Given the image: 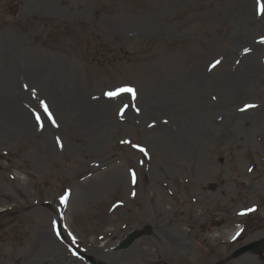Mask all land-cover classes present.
Segmentation results:
<instances>
[{
    "label": "rangeland",
    "instance_id": "1",
    "mask_svg": "<svg viewBox=\"0 0 264 264\" xmlns=\"http://www.w3.org/2000/svg\"><path fill=\"white\" fill-rule=\"evenodd\" d=\"M262 40L264 0H0V264H264Z\"/></svg>",
    "mask_w": 264,
    "mask_h": 264
},
{
    "label": "bare ground",
    "instance_id": "2",
    "mask_svg": "<svg viewBox=\"0 0 264 264\" xmlns=\"http://www.w3.org/2000/svg\"><path fill=\"white\" fill-rule=\"evenodd\" d=\"M56 63V61H49V62H46L43 66H42V69L43 71H45V69H47V72L46 73V79L49 80V83L51 85V88H52V93L54 95V98H52L51 100L54 101V102H61V103H67L69 102V100L67 98H62V97H59L57 98V96L59 95H56V92H55V88L54 85H59L61 87H63V90H64V93H66L69 89L70 86L73 85V79L71 78V83L69 80H67L66 78H64L62 75H60L61 77H58L55 73V69H56V65H53L51 66V64H54ZM19 67V64L17 65ZM50 67H53V68H50ZM23 71H25V69L23 68ZM257 71V69L255 67H250L246 72L247 74L249 75H253L255 74ZM40 79H42V76L40 75L39 77ZM238 83L241 84L242 82L238 80ZM48 86V85H47ZM70 96H74L76 95V93L74 91H71L69 93ZM16 97V96H14ZM56 97V98H55ZM74 103V107L80 111L81 113H83L84 115H80L81 116H85L87 115V119L90 120V121H104V118H105V111H108V108L109 107H112L113 106V99H109V100H105V99H100L99 102H96V106L93 105V109L94 111H92V108H91V105L86 103L85 101H83L82 99H80L78 96L76 97H71ZM11 107H12V116L10 117H4L3 119V116L0 115V125L1 124H6L8 125V123H11V125L14 127V128H20L21 126L24 128V124L28 122V120H25L26 117H27V113H24V112H21V111H18L17 109H15L14 111V108H13V104H11ZM8 122V123H7ZM90 128L92 129H88L91 134L93 136H97L99 134V131L100 129L98 127H93L91 125H89ZM94 248V254L96 257H105L108 255L107 251L105 248H103L102 246L100 247H92Z\"/></svg>",
    "mask_w": 264,
    "mask_h": 264
},
{
    "label": "water",
    "instance_id": "3",
    "mask_svg": "<svg viewBox=\"0 0 264 264\" xmlns=\"http://www.w3.org/2000/svg\"><path fill=\"white\" fill-rule=\"evenodd\" d=\"M138 231L133 233L132 235H130L127 239V241L125 242V244L127 245L132 239H134L137 235H138ZM263 244H264V241H260V242H257V243H253V244H250L246 247H243L241 248L238 252H242V251H247V250H252L253 252H258L260 249V247L262 246L263 247Z\"/></svg>",
    "mask_w": 264,
    "mask_h": 264
},
{
    "label": "snow or ice",
    "instance_id": "4",
    "mask_svg": "<svg viewBox=\"0 0 264 264\" xmlns=\"http://www.w3.org/2000/svg\"><path fill=\"white\" fill-rule=\"evenodd\" d=\"M261 42H264V40H262ZM128 91H131V89H128ZM109 96L114 95L113 93H108Z\"/></svg>",
    "mask_w": 264,
    "mask_h": 264
}]
</instances>
